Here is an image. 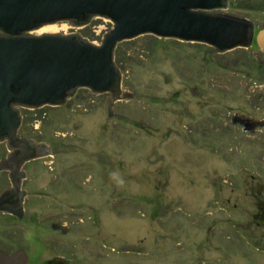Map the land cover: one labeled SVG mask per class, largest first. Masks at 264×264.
<instances>
[{
	"label": "rangeland",
	"instance_id": "rangeland-1",
	"mask_svg": "<svg viewBox=\"0 0 264 264\" xmlns=\"http://www.w3.org/2000/svg\"><path fill=\"white\" fill-rule=\"evenodd\" d=\"M215 12L264 25V0ZM54 26L43 33L100 45L113 24ZM145 36L115 52L124 99L82 88L22 125L52 152L24 165V215L0 212V250L29 264H264V52Z\"/></svg>",
	"mask_w": 264,
	"mask_h": 264
},
{
	"label": "water",
	"instance_id": "water-1",
	"mask_svg": "<svg viewBox=\"0 0 264 264\" xmlns=\"http://www.w3.org/2000/svg\"><path fill=\"white\" fill-rule=\"evenodd\" d=\"M229 6L230 0H0V143L9 151L0 171L11 181L0 194V212L22 218L23 167L52 152L47 144L19 136L22 109L62 106L82 88L110 93L112 101L124 99L115 52L141 36L206 44L218 53L248 48L255 38L264 48V29L256 36L253 21L215 12ZM96 17L113 24L100 45L80 33L35 34L60 22L86 27ZM27 261L23 250H0V264Z\"/></svg>",
	"mask_w": 264,
	"mask_h": 264
},
{
	"label": "flooded vegetation",
	"instance_id": "flooded-vegetation-1",
	"mask_svg": "<svg viewBox=\"0 0 264 264\" xmlns=\"http://www.w3.org/2000/svg\"><path fill=\"white\" fill-rule=\"evenodd\" d=\"M254 23H255V22H254ZM262 29H264V25H260V24H258V23H255V34H256V36H257V34L259 33V31H261ZM250 48L255 49V50L259 51V52H260V51H263V52H264V48H261V47L258 45V43H257V41H256V38L254 39V41H253V43H252V45H251L250 47H248V48H243V49H250ZM21 128H22V127H21ZM31 140H32V139H31ZM34 141H35V140H34ZM39 143H41V142H39ZM255 178H256V176H255L254 174H251V175H250V179H252V182H256V181H257V180H255ZM254 195L256 196V200L258 201V203H257L256 205L259 207V209H262L263 212H264V199L262 198V196H261L259 193H255ZM257 201H256V202H257ZM259 215H260V214H259V212L257 211L256 214L254 215L255 222L258 224V226H264V215H263V217H262V221H261ZM15 253H16V252H15ZM54 260L65 261V262H62V263L69 264V263L67 262V260H64V259H62V258H58V257H56V258H54V259H52V260L47 261L46 264H48V263H50L51 261H54ZM62 263H61V264H62ZM27 264H29V259H28V261H27Z\"/></svg>",
	"mask_w": 264,
	"mask_h": 264
},
{
	"label": "trees",
	"instance_id": "trees-1",
	"mask_svg": "<svg viewBox=\"0 0 264 264\" xmlns=\"http://www.w3.org/2000/svg\"><path fill=\"white\" fill-rule=\"evenodd\" d=\"M87 28V27H86ZM144 37V36H143ZM145 37H147V38H150V40L151 41H157V38H154L152 35H146ZM133 41H135V40H132V41H125V42H122L121 44H123V43H130V42H133ZM118 46H120V44L118 45ZM117 50V49H116ZM117 54H118V52H117ZM47 106H45V107H43V108H40V109H35V110H28V109H22V116H23V126L25 125H27L28 124V121L30 120V118H31V116H33V114L34 115H37V114H41L43 111H44V109L46 108ZM41 116V115H40ZM39 115H37V117L36 118H34V119H38L39 117H40ZM23 126H22V128H23ZM22 128L20 129L21 131H22Z\"/></svg>",
	"mask_w": 264,
	"mask_h": 264
},
{
	"label": "bare ground",
	"instance_id": "bare-ground-1",
	"mask_svg": "<svg viewBox=\"0 0 264 264\" xmlns=\"http://www.w3.org/2000/svg\"><path fill=\"white\" fill-rule=\"evenodd\" d=\"M58 30V27L57 26H45L44 28H42L40 31L43 33V31H51V32H55Z\"/></svg>",
	"mask_w": 264,
	"mask_h": 264
}]
</instances>
